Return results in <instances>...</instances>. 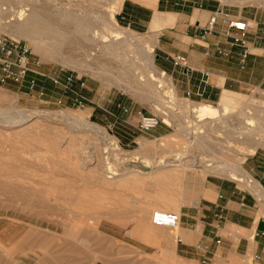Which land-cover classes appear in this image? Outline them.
<instances>
[{
	"label": "rangeland",
	"instance_id": "rangeland-1",
	"mask_svg": "<svg viewBox=\"0 0 264 264\" xmlns=\"http://www.w3.org/2000/svg\"><path fill=\"white\" fill-rule=\"evenodd\" d=\"M56 1L61 10L77 2L72 6L76 15L115 20L123 33L118 42L129 43L124 52L132 60L138 61L139 47L153 46L149 32H138L116 18L122 0ZM1 6L0 35L27 43L32 52L29 65L37 62L33 67L41 74L0 82V112L12 115L7 124L0 123V264H251L249 257L235 252L218 251L205 260L182 255L177 250L178 227L153 223L157 211L179 213L188 172L198 182L202 173L236 178L207 167L206 161L242 164L249 154L244 142L218 132L217 126L210 128L212 117L195 107L216 102L195 103L209 101L179 93L170 81L177 101L170 99L168 87L158 91L168 103L172 125H166L160 100L135 83L127 86L99 74L104 66L121 69L119 60L76 47L75 59L86 60L92 68L81 72L63 66L35 52L26 38L15 37L7 22L19 5L2 6L6 12ZM45 10L55 13L48 4ZM151 53L159 68L155 46ZM32 76L35 85L30 88ZM242 94L251 102L235 101L237 108L226 113L230 130L240 128L245 119L239 107L247 104L250 125L259 121L264 126V90ZM220 104L211 105L220 111ZM19 113L30 119L21 122ZM143 113L160 119L147 133L137 128ZM95 125L106 135L94 130ZM256 130L257 148L264 149V128ZM161 136L167 137L157 139ZM178 157L183 162L175 161ZM159 162L165 166L159 167ZM170 169L178 173L180 189L177 180L157 177L160 170Z\"/></svg>",
	"mask_w": 264,
	"mask_h": 264
},
{
	"label": "crops",
	"instance_id": "crops-1",
	"mask_svg": "<svg viewBox=\"0 0 264 264\" xmlns=\"http://www.w3.org/2000/svg\"><path fill=\"white\" fill-rule=\"evenodd\" d=\"M145 2L122 0L116 18L138 32L150 33L160 71L179 93L209 101L195 103L218 105L223 99L251 102L242 93L264 90V0ZM234 18L249 23L243 36L240 30L228 28L227 21ZM175 54L184 56L185 63L174 64ZM254 152L244 156L242 177L202 173L198 182L188 172L178 199L180 254L211 259L218 251L235 252L249 257L251 264H264V149ZM157 177L177 180L180 189L176 170Z\"/></svg>",
	"mask_w": 264,
	"mask_h": 264
},
{
	"label": "bare ground",
	"instance_id": "bare-ground-1",
	"mask_svg": "<svg viewBox=\"0 0 264 264\" xmlns=\"http://www.w3.org/2000/svg\"><path fill=\"white\" fill-rule=\"evenodd\" d=\"M8 4H16L20 7L19 10L15 12V15H11L13 18L9 19L7 25L10 24V28L15 29V37L26 38L35 52L42 53L45 57L54 59L63 66H71L81 72L85 68L90 69L92 67L86 60H77L78 58L75 59L76 57H74L72 53L73 49L76 47L86 48L85 52H98L97 54H103L108 58L119 60L122 64L121 69L113 70V68L104 66L101 68V73L99 74L112 76L117 83L124 82L127 86H131L135 83L140 89L148 91L150 95H153L162 102V104H160L163 115L166 118L164 123L169 126L172 125L169 118L170 116L167 112L168 103L162 94L158 92L160 89L170 86V79L153 63V55L151 53L153 51V46H148L147 44L145 48L139 47L140 56L137 58L138 61L132 60L128 55V52H124V50H128L130 46L128 45L129 43L127 44L126 41L124 43H121L122 41H120V43L118 42V36L123 33L116 21L112 20V18H100V16H94L91 14L76 15L73 13L72 6L74 7L78 5L77 2L70 4L71 8L61 10L56 0H0V5L5 6ZM47 4L53 8V11H55L54 14L45 10ZM2 6L1 9H4L6 12L7 9ZM30 7H32V9H29ZM66 53H71L72 56H68ZM108 79H110V77ZM134 87H136V85ZM167 94L172 101L178 100L176 92L171 87L169 88ZM220 105V111L209 104H199L195 107L196 110L202 112L203 115L212 117L211 119H213V122L210 128H215V126H217L219 128L218 132H224L225 134L235 138L236 141L244 142L248 149L247 152H249V154L253 153L258 146L257 143L259 140L256 129L264 128V126L259 123V121H257V125L254 127L250 125L252 116L250 113L248 114L245 109L249 110L251 107L248 105L239 107V116L245 120L241 122L240 128L238 127L236 130H230L231 127L227 122L228 114L226 113L233 109L234 106L237 108V105L234 100L229 99H223ZM184 111L186 114H189L190 108L187 109L185 107ZM18 115L20 116L21 122L23 120L25 121L30 119V117L25 119V117L21 116V113ZM11 116L12 115L8 113V111L0 112V123L8 122L9 119H11L9 118ZM93 128L94 130L96 129L105 134L102 128L97 127L96 125L93 126ZM196 139L197 141H201L200 138ZM175 161L183 162V159L178 157ZM173 165H169L168 167H174ZM163 166H165V163L159 162V167ZM206 166L214 168V170L217 169L221 172L229 173L236 178L241 176L242 173V164L234 163L228 160H207ZM162 172L163 171L160 170L157 174ZM185 176L186 173H184V177ZM262 196H264V194ZM178 226L179 224L173 228ZM166 227L171 228L168 226Z\"/></svg>",
	"mask_w": 264,
	"mask_h": 264
},
{
	"label": "built area",
	"instance_id": "built-area-1",
	"mask_svg": "<svg viewBox=\"0 0 264 264\" xmlns=\"http://www.w3.org/2000/svg\"><path fill=\"white\" fill-rule=\"evenodd\" d=\"M219 11H216L209 25H212ZM228 28H236L241 31V36L245 34V31L250 26L249 23L241 18L229 19L227 21ZM236 42L244 43L242 38H235ZM31 49L27 43L20 42L18 40H13L5 35H0V82L5 83L9 80L19 82L23 78L31 74H41L34 68L33 65L37 62H31ZM174 64H184L185 57L179 54H175L171 57ZM28 84L30 88H33L35 85V78L32 76L31 79H28ZM127 110V109H125ZM160 124V119L151 113H143L140 115L138 121V130L142 133H147L153 128L157 127ZM180 214L176 212H156L153 216V221L157 225H164L173 228L179 224ZM217 242L219 240H216ZM177 243H182V238L180 236L176 237ZM206 257H204V260Z\"/></svg>",
	"mask_w": 264,
	"mask_h": 264
},
{
	"label": "water",
	"instance_id": "water-1",
	"mask_svg": "<svg viewBox=\"0 0 264 264\" xmlns=\"http://www.w3.org/2000/svg\"><path fill=\"white\" fill-rule=\"evenodd\" d=\"M155 57L157 58L158 56L156 55Z\"/></svg>",
	"mask_w": 264,
	"mask_h": 264
}]
</instances>
